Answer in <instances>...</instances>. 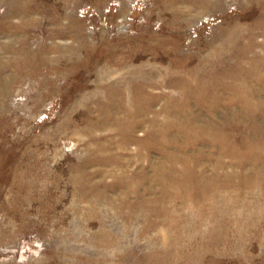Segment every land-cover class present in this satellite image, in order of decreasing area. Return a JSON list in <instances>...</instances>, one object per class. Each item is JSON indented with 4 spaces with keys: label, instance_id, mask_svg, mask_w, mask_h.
Listing matches in <instances>:
<instances>
[{
    "label": "rangeland",
    "instance_id": "1",
    "mask_svg": "<svg viewBox=\"0 0 264 264\" xmlns=\"http://www.w3.org/2000/svg\"><path fill=\"white\" fill-rule=\"evenodd\" d=\"M0 264H264V0H0Z\"/></svg>",
    "mask_w": 264,
    "mask_h": 264
}]
</instances>
